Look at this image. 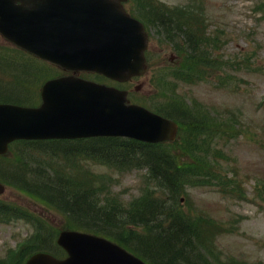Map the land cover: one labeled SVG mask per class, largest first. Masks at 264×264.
Instances as JSON below:
<instances>
[{"label":"rangeland","instance_id":"obj_1","mask_svg":"<svg viewBox=\"0 0 264 264\" xmlns=\"http://www.w3.org/2000/svg\"><path fill=\"white\" fill-rule=\"evenodd\" d=\"M132 1L137 4L136 0ZM155 1L174 9H180L189 2ZM206 5L207 18L211 21L209 31L214 37L218 35L222 43L215 45L207 42L196 25L187 30L194 33L197 39L192 43L195 50L205 51L206 62L200 63L198 54L191 56L193 66L195 65L192 71L203 74L185 78L183 73L176 71L170 76V69L178 65L182 67L185 61L181 55L171 62L170 52L173 53L175 42L165 43L167 49L164 48L161 53L157 52L159 54L155 53L150 58L146 73L136 81L143 84L142 89L132 88L131 95L137 103L155 107L163 104L171 92L173 97L184 99L185 96L190 102L194 99L206 110L223 113L221 117L216 111L212 116L232 125L230 130L225 121V132L218 130L226 138L219 137L217 141L213 140L212 145L204 144L202 149L199 143L192 144L193 140L190 138L192 143L186 141L184 144L187 151H176L179 153V162L186 163L187 166L194 165L195 173L201 175L190 176L191 182H184L176 208L180 207V211L189 219L206 215L207 219L225 220L226 224L236 228L234 232L218 236L213 248L215 253L219 248L223 252L222 256H234L249 264H264V0H206ZM186 27L182 29L185 30ZM167 78L170 91L165 95L166 92L158 90L157 85ZM124 86L128 88L130 83L123 84L122 87ZM0 91L11 96L5 90ZM156 92L159 94L157 97ZM190 102L186 101L187 104ZM211 123L212 121L209 124ZM126 138L118 137V141L126 143ZM102 141L108 143L112 140L104 138ZM176 141L181 144L179 137ZM167 144L169 143H162L163 146ZM99 145L103 144H90L88 148L92 150L79 148L74 156L57 148L49 153L44 148L29 151L24 144L11 146L5 155L6 160H13L18 168H24L25 159L30 163L34 160L27 166V170L31 172L30 168L34 169L32 166L36 163L43 171V176H40L42 172L30 176L27 174L29 180L22 184L24 187H19L9 180V175L0 173L1 182L5 185L0 198L42 216L40 219H53L54 223L61 226L62 219H73L64 209L67 207L65 200L72 197H62L55 182L61 175L80 182L84 187L99 189L102 199L108 194L112 199L118 198L129 204L141 197L147 183L144 165L122 168L99 161L93 154L95 146ZM106 148L116 150V146ZM194 149L195 152L196 149L199 153L204 152V155L197 156L205 157L207 165L191 159L190 151ZM0 162L2 163L1 160ZM2 170L4 169H0ZM206 172L210 175H206ZM36 182H44L47 192L43 194L51 196L52 204L31 196L25 188L27 184ZM149 186L152 188L153 185ZM15 218L19 219L13 216L7 219ZM32 230L33 227L28 222L0 224V253H4L7 246H15Z\"/></svg>","mask_w":264,"mask_h":264},{"label":"water","instance_id":"obj_2","mask_svg":"<svg viewBox=\"0 0 264 264\" xmlns=\"http://www.w3.org/2000/svg\"><path fill=\"white\" fill-rule=\"evenodd\" d=\"M31 1L36 5L27 10L23 35L2 28L27 49L67 68L96 70L118 80L145 71L146 33L119 0H24L26 6ZM8 2L0 0L1 27ZM42 96L40 107L0 105V152L16 138L128 135L158 141L176 135V122L129 104L126 92L113 87L63 76L48 80ZM58 243L69 257L61 260L37 253L26 264H146L113 242L88 233L62 231Z\"/></svg>","mask_w":264,"mask_h":264},{"label":"trees","instance_id":"obj_3","mask_svg":"<svg viewBox=\"0 0 264 264\" xmlns=\"http://www.w3.org/2000/svg\"><path fill=\"white\" fill-rule=\"evenodd\" d=\"M161 87L165 91L168 89L167 85L163 83ZM164 103L162 107H159V110L181 122L183 130L179 138L181 144L174 141L163 146L162 144H146L133 140L122 143L118 141V138H110L112 141L106 143L101 140L103 145L95 146L96 149L93 150V154L99 161L103 160L122 168L144 165L147 183L142 196L129 204L118 198L112 199L108 194L102 199L101 192L95 187H84L80 182L61 175L55 181L57 187L60 189L62 197L66 195L72 197L65 200L67 207L64 209L73 216V219H68L66 226L80 227L113 236L126 245H129L131 237L141 235L134 228L142 227L145 233L158 236L155 241L147 245V249L151 250V255L160 258L158 264H215L200 250L209 248L207 242L213 240L224 228L210 220L205 221L206 215L200 214L201 216L194 217L192 221L180 211V207L176 208L178 195L183 190L184 182H191L190 176H201L195 173L194 165L187 166L186 163L179 162V153L176 151L179 149L187 151L184 146L186 141L193 142L192 144L195 142L196 145L199 143L201 149L204 144L212 145L215 135L223 136L218 130L225 132L226 120L215 118L210 114L193 117L191 115L192 108L186 103V100L173 97L171 94L165 98ZM187 112L188 114H186ZM211 121L212 123L209 124ZM226 123L232 130V125L227 121ZM190 138L193 140L192 142H190ZM35 145V143L29 144L33 147ZM56 146L60 151L70 155L76 153L79 148H84L76 146L67 149L63 144H56ZM114 146H116L115 151L106 148ZM45 149L47 152L49 151V148ZM190 153H192L191 159L199 160L204 164L208 162L205 157L197 156L204 155V152L199 153L197 149L195 152L194 149ZM214 163L216 164L215 157ZM212 164L213 161L210 165ZM34 171L28 173L18 171V173L10 175L9 180L23 186L22 184L27 182L26 177L41 172L40 176H43L41 169L35 168ZM27 174L29 176H26ZM206 175H210V173L206 172ZM149 184L153 185L152 188ZM26 186L40 194L47 192L44 182L29 183ZM224 189L227 187L224 186ZM49 200H53L51 196H49ZM21 214L19 209L14 208L13 205L0 201V218L21 217ZM39 226L44 225L39 224ZM53 238L55 239V235ZM54 239L50 241L49 245L52 248L56 247V253L61 254L62 250L56 246ZM44 241L41 233H36L17 251V261L20 262L32 251L43 248Z\"/></svg>","mask_w":264,"mask_h":264},{"label":"flooded vegetation","instance_id":"obj_4","mask_svg":"<svg viewBox=\"0 0 264 264\" xmlns=\"http://www.w3.org/2000/svg\"><path fill=\"white\" fill-rule=\"evenodd\" d=\"M12 48H17V46L10 41L9 39L5 38L1 33H0V80L3 79L6 81V84H2L0 89L5 90L7 92L15 93V94H21L25 92L26 90V83H27V69L23 65V60H25V56L19 55V56H14L11 55ZM154 45L150 44L149 47L146 50V55L153 56L154 54ZM20 53H23L19 49ZM172 58V57H171ZM173 58L172 60H174ZM16 62L18 63L17 66H12V63ZM78 74H83L86 76V78L89 79H94L99 82H103L109 85H118V82L115 83L114 81H111L109 79H106L102 77L99 74L92 73V72H79ZM94 75L100 76V77H93ZM93 77V78H92ZM138 78L134 77L130 79L128 83H130V87L127 88L128 91L132 90V88H137L139 87V84L136 83V80ZM16 85V86H14ZM7 89V90H6Z\"/></svg>","mask_w":264,"mask_h":264},{"label":"bare ground","instance_id":"obj_5","mask_svg":"<svg viewBox=\"0 0 264 264\" xmlns=\"http://www.w3.org/2000/svg\"><path fill=\"white\" fill-rule=\"evenodd\" d=\"M7 90V89H6Z\"/></svg>","mask_w":264,"mask_h":264}]
</instances>
